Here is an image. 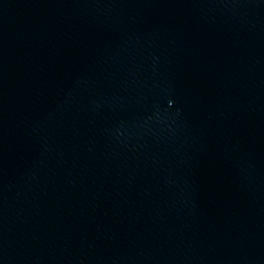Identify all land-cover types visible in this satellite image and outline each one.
Returning <instances> with one entry per match:
<instances>
[{
  "label": "water",
  "instance_id": "obj_1",
  "mask_svg": "<svg viewBox=\"0 0 264 264\" xmlns=\"http://www.w3.org/2000/svg\"><path fill=\"white\" fill-rule=\"evenodd\" d=\"M0 264H264V0H0Z\"/></svg>",
  "mask_w": 264,
  "mask_h": 264
}]
</instances>
